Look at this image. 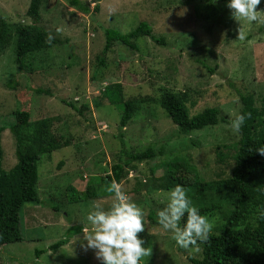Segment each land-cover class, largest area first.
<instances>
[{
	"label": "rangeland",
	"instance_id": "obj_1",
	"mask_svg": "<svg viewBox=\"0 0 264 264\" xmlns=\"http://www.w3.org/2000/svg\"><path fill=\"white\" fill-rule=\"evenodd\" d=\"M80 1L86 10L70 0L42 4L39 24L55 40L50 47L23 60L13 41L0 55L3 168L10 170L18 161L9 126L21 122L23 112L30 113V121L52 117L54 132L72 138L69 146L40 160L37 188L41 203L23 206V239L0 246V264H101L93 249L83 247L82 231L90 230L86 216L92 203L107 207L112 195L106 192L76 202L65 198L61 190L70 183L79 190L98 183V191H103L107 180L102 176L111 174L120 158V132L128 149L161 143L167 153L156 160L133 162L118 182L144 211L145 227L138 236L151 252L141 258V264H192L187 254L200 258L201 249H181L171 232L157 223L156 211L167 203L168 190L162 187L164 163L182 156L196 166L207 196L199 201L196 185L185 189L187 195L192 193L190 199H196H191L192 204L209 217L210 232L218 233L233 206V194L223 185L235 165L240 138L239 132H232L231 120L240 114L242 94H252L259 103L264 91L262 23L239 24L227 2L217 0ZM29 3L0 0V14L14 26L30 23L25 14ZM257 9L264 16V0ZM141 20L152 25L163 43L147 35L135 39L137 49L115 41L106 52V63L99 66L104 28L126 33ZM239 29L242 38H238ZM117 82L122 84L124 99L134 103L133 116L122 128L121 108L110 104L102 92ZM169 90L187 94L190 115L216 106L221 119L214 126L181 132L160 104L162 93ZM83 103L89 109L81 114L77 108ZM152 210L155 222L149 218ZM72 226L83 230L74 233ZM63 238L66 244L56 251L49 249Z\"/></svg>",
	"mask_w": 264,
	"mask_h": 264
},
{
	"label": "trees",
	"instance_id": "obj_2",
	"mask_svg": "<svg viewBox=\"0 0 264 264\" xmlns=\"http://www.w3.org/2000/svg\"><path fill=\"white\" fill-rule=\"evenodd\" d=\"M217 1L227 2V0ZM70 2L78 8L87 9L80 0H70ZM43 3L45 0H30L25 14L32 21L27 24L14 26L0 14V55L13 41L23 60L54 43L52 36L39 24L42 19L40 8ZM260 27L264 30V23ZM104 33L105 45L101 54L97 56L99 66L106 63V52L115 41H121L128 47L137 49L135 39L147 35L154 41L163 43V39L153 33L152 25L146 20H141L134 29L126 33L113 28H104ZM102 92L103 97L110 104L121 108L119 126L125 127L133 116L134 103L132 100L124 99L122 84L120 82L109 84ZM186 102L185 92L170 90L163 92L160 99L161 106L181 132L187 133L194 129L214 126L221 119V110L216 106L206 107L190 115ZM241 102L240 114H247V117L239 130L240 138L234 154L235 165L231 174L223 181L224 187L233 194V206L226 216L223 228L218 233L210 232L207 240L198 241L201 257L187 254V259L192 264H264V217L259 215V211L264 208V156L255 151L256 147L264 144V91L259 103L252 94H242ZM69 104L76 107L73 102ZM77 109L83 114L89 109V105L83 103ZM53 124L54 119L50 116L30 121L29 112H23L21 122L10 124L9 129L16 139L15 154L18 160L10 170H5L2 166V131L5 126H0V246L23 239L20 224L21 209L26 203H41L37 184L42 157L50 156L54 151L71 143L70 136L54 132ZM120 141L119 161L112 165L111 174L102 176L107 180L106 188L99 192L98 183L94 185L95 187L88 183L85 190H79L70 183L61 190L65 198L67 195L70 201L79 202L98 197L108 192L107 188L113 181L120 182L126 176V168L133 162L156 160L167 154L161 143H150L141 149H128L122 132H120ZM164 164L166 172L162 187L165 190L177 184L184 188L196 185L199 194L196 195V199L202 201V198H206L207 187L200 179L196 166L188 159L173 156ZM151 171L154 173V165L151 166ZM191 195L192 193L189 192V198ZM191 199L196 200L193 197ZM200 212L203 214L201 210ZM149 218L153 222L156 221L153 210L149 213ZM185 219L186 216L181 218V227ZM72 229L74 233L83 230L81 226H72ZM66 242L67 239H60L50 245L49 249L56 251Z\"/></svg>",
	"mask_w": 264,
	"mask_h": 264
},
{
	"label": "clouds",
	"instance_id": "obj_3",
	"mask_svg": "<svg viewBox=\"0 0 264 264\" xmlns=\"http://www.w3.org/2000/svg\"><path fill=\"white\" fill-rule=\"evenodd\" d=\"M261 0H227L231 16L240 24L241 21L264 23V16L257 5ZM238 38L241 37L240 29ZM247 114H236L231 120L233 133L239 132ZM264 156V144L255 148ZM113 199L109 206L93 202L86 216L90 230L85 229L83 247L93 249L101 264H141V258L150 255V248L144 246V240L138 236L145 227L143 209L131 201L121 185L113 181L107 188ZM167 203L156 211L157 223L162 229L171 232V238L179 247L199 252L198 241L208 239L212 223L206 214H201L192 204L186 189L177 184L166 193ZM264 217V208L259 211ZM183 226L179 222L185 217Z\"/></svg>",
	"mask_w": 264,
	"mask_h": 264
},
{
	"label": "crops",
	"instance_id": "obj_4",
	"mask_svg": "<svg viewBox=\"0 0 264 264\" xmlns=\"http://www.w3.org/2000/svg\"><path fill=\"white\" fill-rule=\"evenodd\" d=\"M37 206H39V205H34V207H37ZM33 217V216H32Z\"/></svg>",
	"mask_w": 264,
	"mask_h": 264
}]
</instances>
